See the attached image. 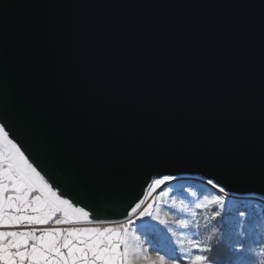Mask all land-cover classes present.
<instances>
[{
    "label": "water",
    "instance_id": "1",
    "mask_svg": "<svg viewBox=\"0 0 264 264\" xmlns=\"http://www.w3.org/2000/svg\"><path fill=\"white\" fill-rule=\"evenodd\" d=\"M5 5L0 106L18 143L91 194L76 206L124 223L147 173L264 199V0Z\"/></svg>",
    "mask_w": 264,
    "mask_h": 264
},
{
    "label": "snow or ice",
    "instance_id": "2",
    "mask_svg": "<svg viewBox=\"0 0 264 264\" xmlns=\"http://www.w3.org/2000/svg\"><path fill=\"white\" fill-rule=\"evenodd\" d=\"M6 14L5 5L0 8V18ZM20 139L13 117L6 107L0 106V264H137L144 250L137 246L140 236H129L130 226L145 238L153 251L160 253L163 252L160 245L172 239L168 235L170 223L181 227L189 225V220L177 219L185 212L195 217L196 209H213L206 219L211 224L210 231L217 225L231 230L235 225H242L244 219L249 221L248 209L235 210L238 223L233 224V211L226 207V196L222 195L225 186L214 175L200 182L203 188H186V194L178 203L175 199L152 197L149 200L144 196L147 188L150 194L160 190L162 196L167 197L172 192L168 186L177 180L171 174L147 173L141 177L139 192L123 193L126 203L120 213L125 217L123 225L77 226L82 222L109 223L112 218L99 219L93 215V210H86L87 205L76 206L73 200L80 203L82 199H91V194L65 182L23 140L18 143ZM162 186H166L167 191ZM62 193L71 198H64ZM189 205H194V209ZM261 227H264V217ZM212 239V236L207 237L208 241ZM193 248L203 253L211 252L209 244L199 241L193 242ZM233 251L235 258L229 264H246L245 253ZM168 257L172 264H184L180 255ZM191 264H213V259L196 254ZM247 264H255V261L249 259Z\"/></svg>",
    "mask_w": 264,
    "mask_h": 264
},
{
    "label": "rangeland",
    "instance_id": "3",
    "mask_svg": "<svg viewBox=\"0 0 264 264\" xmlns=\"http://www.w3.org/2000/svg\"><path fill=\"white\" fill-rule=\"evenodd\" d=\"M180 177H177V179ZM176 180L171 181V184L168 186L172 189V192L169 193L167 197L162 196V192L159 191L155 193H149L147 196L149 200L152 197H156L157 200L163 198L167 200L175 199L179 203L182 199V196L185 195L186 188H203V186L196 184H181L175 182ZM164 191H167V187H163ZM226 196V207L233 211L231 220L233 224L238 223L237 217L235 216V210L248 209L249 211V221L244 219L242 225H235L231 230L227 229L225 226L217 225L215 229L211 231V224L206 222L207 215L213 211V209L199 210L196 209V216L193 217L191 212H185L182 216H178L177 219H187L189 220V225L187 227H181L176 224L170 223L168 235L172 237L164 244L160 245V249L164 252L157 253L151 249V247L145 241V238L140 235L138 231H135L133 227L130 226V230L133 231L134 236H140L139 247L144 250L137 264H172L170 257H176L180 255L183 257L184 264H191V260L194 259L196 254H206L200 252L199 250L193 248V242L199 241L202 244H211L216 235H220L222 227L226 228V238L233 249L241 251V242L243 239H248L252 242L256 254L259 258L262 259L264 256L262 245L264 243V227H261V219L264 217V199L257 195H233L229 193H224ZM153 195V196H152ZM259 197L261 202L257 199ZM186 204L187 200L184 201ZM162 208L167 210L165 205H161ZM190 208L194 209V205H189ZM213 215H215L213 213ZM219 219V218H218ZM212 223H216L213 221ZM124 223L106 225L105 227H120ZM163 227V225H161ZM103 228V227H102ZM130 233V232H129ZM208 236H212L211 241L207 240ZM166 254V255H165ZM145 255L147 258H145ZM163 257V261L161 260ZM246 261V259L243 257ZM247 264V261H246Z\"/></svg>",
    "mask_w": 264,
    "mask_h": 264
},
{
    "label": "trees",
    "instance_id": "4",
    "mask_svg": "<svg viewBox=\"0 0 264 264\" xmlns=\"http://www.w3.org/2000/svg\"><path fill=\"white\" fill-rule=\"evenodd\" d=\"M226 233V228L222 227L220 235H216L213 242L210 244L211 252H207L205 254L213 259V264H229V262L235 258V253L233 251L234 249L228 242ZM262 248L264 252V243ZM241 251L245 253L244 258L246 261L251 259L255 261V264H261V261H264V256L262 259L259 258L252 242L248 239L242 240Z\"/></svg>",
    "mask_w": 264,
    "mask_h": 264
},
{
    "label": "bare ground",
    "instance_id": "5",
    "mask_svg": "<svg viewBox=\"0 0 264 264\" xmlns=\"http://www.w3.org/2000/svg\"><path fill=\"white\" fill-rule=\"evenodd\" d=\"M202 181L201 178L199 177H180L178 178L175 182H178V183H181V184H196V185H200V186H203L202 183H200ZM164 186H162L163 188ZM160 190H157V192H159ZM156 192V193H157ZM155 193V194H156ZM148 194V192H147ZM222 195H225L224 193ZM147 196V195H146ZM153 196V195H152ZM260 202L262 200L259 199V197L257 198ZM113 224H117V223H107V225H113Z\"/></svg>",
    "mask_w": 264,
    "mask_h": 264
},
{
    "label": "crops",
    "instance_id": "6",
    "mask_svg": "<svg viewBox=\"0 0 264 264\" xmlns=\"http://www.w3.org/2000/svg\"><path fill=\"white\" fill-rule=\"evenodd\" d=\"M81 224H83V222ZM77 226H80V227H105L106 225H77ZM107 227H109V226H107ZM129 232H130L129 236L134 237L133 231L130 230ZM137 246L139 247V244H137Z\"/></svg>",
    "mask_w": 264,
    "mask_h": 264
},
{
    "label": "built area",
    "instance_id": "7",
    "mask_svg": "<svg viewBox=\"0 0 264 264\" xmlns=\"http://www.w3.org/2000/svg\"><path fill=\"white\" fill-rule=\"evenodd\" d=\"M95 225H107V224H95Z\"/></svg>",
    "mask_w": 264,
    "mask_h": 264
},
{
    "label": "clouds",
    "instance_id": "8",
    "mask_svg": "<svg viewBox=\"0 0 264 264\" xmlns=\"http://www.w3.org/2000/svg\"><path fill=\"white\" fill-rule=\"evenodd\" d=\"M261 264H264V261H261Z\"/></svg>",
    "mask_w": 264,
    "mask_h": 264
}]
</instances>
